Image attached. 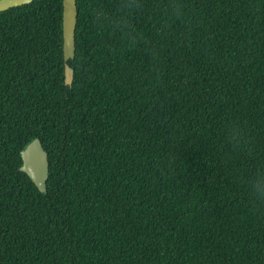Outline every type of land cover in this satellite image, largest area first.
I'll list each match as a JSON object with an SVG mask.
<instances>
[{"label":"trees","instance_id":"trees-1","mask_svg":"<svg viewBox=\"0 0 264 264\" xmlns=\"http://www.w3.org/2000/svg\"><path fill=\"white\" fill-rule=\"evenodd\" d=\"M94 2L77 0L72 84L63 0L0 12V264H264L245 185L264 168V0H183L166 33L146 0L133 51L97 34ZM35 137L45 193L21 170Z\"/></svg>","mask_w":264,"mask_h":264},{"label":"clouds","instance_id":"clouds-1","mask_svg":"<svg viewBox=\"0 0 264 264\" xmlns=\"http://www.w3.org/2000/svg\"><path fill=\"white\" fill-rule=\"evenodd\" d=\"M92 25L100 36H109L117 50L133 51L148 43L146 34L135 25L136 17L146 7V0H95L90 6ZM159 31L166 33L173 23L184 20L186 5L183 0H158ZM148 51L156 58L155 47ZM225 143L234 150H247L251 142L245 130L235 122L223 129ZM246 189L254 206H264V168H258L245 180Z\"/></svg>","mask_w":264,"mask_h":264},{"label":"water","instance_id":"water-1","mask_svg":"<svg viewBox=\"0 0 264 264\" xmlns=\"http://www.w3.org/2000/svg\"><path fill=\"white\" fill-rule=\"evenodd\" d=\"M33 0H0V12L29 4ZM78 21L77 0H63V38H64V59L65 81L72 84L74 78V69L68 63L69 59L76 54V27ZM23 164L21 170L26 172L39 190L47 192V180L49 177V155L44 148L39 137L33 138L21 151Z\"/></svg>","mask_w":264,"mask_h":264}]
</instances>
